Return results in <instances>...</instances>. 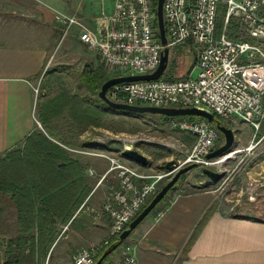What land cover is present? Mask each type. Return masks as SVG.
Returning <instances> with one entry per match:
<instances>
[{
	"label": "crops",
	"instance_id": "0c3cea01",
	"mask_svg": "<svg viewBox=\"0 0 264 264\" xmlns=\"http://www.w3.org/2000/svg\"><path fill=\"white\" fill-rule=\"evenodd\" d=\"M106 3L111 9L112 3ZM100 6V0H0V159H21L19 171L0 175V229L6 204L14 205L26 223L21 229L30 227V236H36L37 258L52 259V264H73V253L104 246L110 235L109 215L96 212L117 185L116 176L107 174L111 162L73 150L103 146L92 136L101 129L96 117L102 99L87 105L83 93L35 92L49 76L61 30L54 10L92 17ZM228 32L252 40L242 31L238 37ZM236 121L242 120L231 122ZM158 164L149 161L139 171L153 174ZM211 186L172 190L163 219L154 223L151 214L131 235L137 264H264V218L241 208L233 212L228 198Z\"/></svg>",
	"mask_w": 264,
	"mask_h": 264
},
{
	"label": "built area",
	"instance_id": "2783aa9c",
	"mask_svg": "<svg viewBox=\"0 0 264 264\" xmlns=\"http://www.w3.org/2000/svg\"><path fill=\"white\" fill-rule=\"evenodd\" d=\"M108 1L112 3L111 9L107 6ZM222 2L226 5L224 28L217 35ZM262 3L263 0H164L170 55L175 47L192 42L198 50L194 67L180 78L121 82L112 85L107 96L115 102L130 105L196 107L224 121L241 119L258 129L264 119ZM54 19L61 26L63 36L75 28L80 30L83 43L97 52L107 69L114 73L111 78L150 74L161 62L165 46L161 42L152 0H102L94 25H89L76 13L57 9L54 10ZM234 19L240 21L241 31L252 40L229 36L227 26ZM170 125L194 137L190 153L186 159L176 161L173 170L148 174L124 159L91 153L107 157L111 162L107 174L115 172L119 179L118 186L112 188L102 209L96 212L98 215L107 213L110 218V235L104 245L109 244L111 238L119 235L139 214L148 198L158 192L165 177L190 164L208 166L225 160V157H207L218 148L222 138L216 124L203 117L185 115L173 116ZM232 211L236 212L235 207ZM166 212L167 208H157L152 213L153 222L163 219ZM102 246L95 244L77 250L72 255L73 264H94ZM118 251L114 264H137L135 243L127 241Z\"/></svg>",
	"mask_w": 264,
	"mask_h": 264
},
{
	"label": "rangeland",
	"instance_id": "374dc122",
	"mask_svg": "<svg viewBox=\"0 0 264 264\" xmlns=\"http://www.w3.org/2000/svg\"><path fill=\"white\" fill-rule=\"evenodd\" d=\"M152 2H155V0H152ZM262 10L264 13V2L262 3ZM225 11L226 5L222 2L218 15L219 23H221ZM99 13L100 9L92 17H86L83 14L79 16L89 25H93ZM87 18L90 19L88 20ZM241 27L240 21L234 19L227 26V32L231 31L232 36L237 33L235 37H238L241 35ZM57 38L54 53L49 60V76L44 84L40 83L35 86L38 88L36 94L40 95L43 89L48 88L50 92L63 90V92L83 93L85 94L87 105L88 102H92L91 99L98 100L100 89L97 88L98 90H95V87L93 89L91 87L95 85L94 80L106 81L114 73H111L101 59L95 57L93 50L83 43L80 30L79 33L73 30L67 36H63L62 30H60ZM197 58L198 50L192 42L175 47L171 51L169 67L162 77L175 79L187 75L194 67ZM86 69L90 70V72L85 75ZM86 77L92 78L87 80L85 79ZM50 79H54L55 82H49ZM101 102L102 113L99 117H96V120L101 125V129L96 130L92 136L96 137L103 146L98 149H73L75 152H83L85 154L96 152L117 159H127L123 156L122 152L125 150V146H130L132 149H136L146 155L150 163H159L158 166H155L153 174L166 172L165 165L168 161L175 160L178 162V160L186 159L190 153L194 144V140L190 138L192 135L173 129L170 125V119L173 116L153 113H132L116 109L110 110L103 100ZM215 116L218 118L217 115ZM193 117L199 118V116ZM222 121V124L232 128L236 135L232 149L222 156L215 157L217 159L225 157V160L215 165H196L195 168L184 173L179 178L174 189L179 185H189V188L192 190H203L213 184L211 186L212 190L220 197H223L222 199L228 198V202L225 201L228 206L235 207V209L241 208L246 214L264 218V119L261 121L258 129L243 120L236 122ZM224 143L225 137L222 134L219 146ZM20 160L11 158L0 159V175L5 173L12 174L17 168L19 171L21 164L16 166V162ZM134 163L133 166L138 170H141L144 166L136 162ZM204 168H210L221 173V178L217 181H210L209 183L211 184L208 187L205 186L209 177L204 174ZM112 173L117 178V185L113 187H117L119 179L115 172ZM175 173L165 177L160 182L158 190ZM224 182L225 184L222 187ZM220 187L221 189L218 191ZM16 216L18 217L17 223L15 222ZM25 224L21 218V213L15 210L14 205H8L7 203L6 211L2 212V226L0 229V264H5L8 260L16 262L17 257L22 259L19 264H52L54 262L52 259L48 261L47 259L43 260L40 259V255L37 258L36 248L38 245L33 243L36 236H30V227H25L24 230L21 229ZM24 234L29 236L23 237ZM20 239L23 243L20 242ZM127 241L133 242L131 236L125 242ZM118 252L117 250L108 264H114Z\"/></svg>",
	"mask_w": 264,
	"mask_h": 264
},
{
	"label": "water",
	"instance_id": "95a60500",
	"mask_svg": "<svg viewBox=\"0 0 264 264\" xmlns=\"http://www.w3.org/2000/svg\"><path fill=\"white\" fill-rule=\"evenodd\" d=\"M157 12V24L160 32V38L162 44L165 46L162 52L161 62L158 68L150 74L145 75H127V76H118L107 79L101 86L99 91V97L111 108L119 109L128 112L135 113H153V114H161L166 116H199L208 119L213 122L215 120V115L207 110L196 108V107H156L149 105H130L127 103H120L111 100L107 96L108 89L115 84L127 81H140V80H156L161 78L165 71L168 68L169 58H170V48L167 46L168 38L166 32V24L164 18V0H157L156 5ZM217 128L225 137V143L219 146L217 149L210 152L207 157L215 158L224 155L232 149V146L235 141V132L232 128L221 124L220 122H216ZM123 156L131 161H134L140 165L147 166L149 164V159L146 155L142 154L136 149L126 148L122 152ZM175 160H170L166 163L165 168L167 170H173ZM195 164H190L185 167L179 169L173 177L165 183L162 188L154 195V197L150 200V202L142 209V211L132 220L129 224L128 228L123 230L117 241L113 242L109 245L100 258L97 260L95 264H102L103 260L112 254L115 250H117L132 234V232L148 217V215L156 208V206L162 201V199L166 196V194L176 185L181 175L195 168ZM204 174L209 177L210 181H217L221 178L222 174L214 171L210 168H204Z\"/></svg>",
	"mask_w": 264,
	"mask_h": 264
},
{
	"label": "trees",
	"instance_id": "16d2710c",
	"mask_svg": "<svg viewBox=\"0 0 264 264\" xmlns=\"http://www.w3.org/2000/svg\"><path fill=\"white\" fill-rule=\"evenodd\" d=\"M154 5H155V7H156V5H157V1L155 0V2H154ZM220 9V8H219ZM225 13V12H224ZM224 13H223V19H222V21H221V23H219L218 22V20H217V27H216V34L217 35H219L220 33H221V31H222V29H223V26H224ZM90 72V70H85V75H86V73L88 74ZM91 74H92V70H91ZM92 77H86L85 79H91ZM97 81V82H96ZM105 81L104 80H94V83H95V85H93V86H91L92 87V89L94 88L95 90L98 88V89H101V86H102V84L104 83ZM97 89V90H98ZM116 110H119V109H116ZM132 113H135V112H132ZM216 122H220L221 124L223 123V121H222V119L218 116V118L215 116V120L212 122V123H214V124H216ZM184 175V174H183ZM183 175H181V177L183 176ZM180 177V178H181ZM0 186L2 187V184H1V181H0ZM175 187V186H174ZM174 187H172V189L166 194V196L162 199V201L156 206V208L152 211V212H154L157 208H159V207H163V208H165V207H167V206H169V202H167L166 201V199H167V197H168V195L171 193V191L174 189ZM159 191V190H158ZM154 197V196H153ZM152 197V198H153ZM152 198H150L149 200H148V202H147V204L150 202V200L152 199ZM166 201V202H165ZM146 204V205H147ZM145 205V206H146ZM152 212L148 215V217L152 214ZM147 217V218H148ZM128 226H129V224L125 227V229L126 228H128ZM124 229V230H125ZM135 231V230H134ZM133 231V232H134ZM133 232H132V234H133ZM131 234V235H132ZM120 235V234H119ZM119 235H117V236H114V237H112L111 238V240H110V243L109 244H106V245H104L101 249H100V251H99V253H98V255H97V257H96V259H95V263L97 262V260L100 258V256L103 254V252L105 251V249L109 246V245H111L113 242H115V241H117L118 240V238H119ZM130 235V236H131ZM20 242L21 243H23V241L20 239ZM124 244V243H123ZM122 244V245H123ZM121 245V246H122ZM120 248V247H119ZM118 248V249H119ZM117 249V250H118ZM117 250H115L112 254H110L109 256H107L104 260H103V262H102V264H108L109 263V261H110V259L112 258V256L117 252ZM18 258V259H17ZM16 259H17V261L16 262H14L13 260H8L5 264H19V262H21L22 261V259L20 258V257H17ZM15 259V260H16ZM94 263V264H95Z\"/></svg>",
	"mask_w": 264,
	"mask_h": 264
},
{
	"label": "bare ground",
	"instance_id": "6f19581e",
	"mask_svg": "<svg viewBox=\"0 0 264 264\" xmlns=\"http://www.w3.org/2000/svg\"><path fill=\"white\" fill-rule=\"evenodd\" d=\"M155 194H156V193H155ZM155 194H153V195H155ZM153 195H151L150 197H152ZM150 197H149V198H150ZM149 198H148V200H149ZM148 200H147V202H148ZM146 204H147V203H146ZM144 207H145V206H144ZM144 207H143V208H144ZM141 211H142V210H141ZM141 211H140V212H141ZM140 212H139V213H140ZM131 222H132V221H131ZM131 222H130V223H131ZM130 223H129V224H130Z\"/></svg>",
	"mask_w": 264,
	"mask_h": 264
}]
</instances>
